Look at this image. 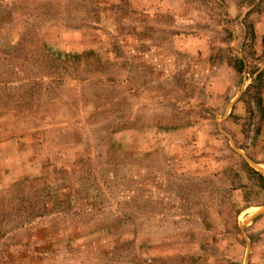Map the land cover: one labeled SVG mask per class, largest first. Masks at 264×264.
<instances>
[{"label": "rangeland", "instance_id": "1", "mask_svg": "<svg viewBox=\"0 0 264 264\" xmlns=\"http://www.w3.org/2000/svg\"><path fill=\"white\" fill-rule=\"evenodd\" d=\"M0 264H264V0H0Z\"/></svg>", "mask_w": 264, "mask_h": 264}, {"label": "trees", "instance_id": "2", "mask_svg": "<svg viewBox=\"0 0 264 264\" xmlns=\"http://www.w3.org/2000/svg\"><path fill=\"white\" fill-rule=\"evenodd\" d=\"M238 60V62H239V64L241 65V67L243 68V66H244V62L243 61H241L240 59H237ZM257 78H259V77H261V73L260 74H258L257 76H256ZM256 78V79H257ZM252 170V172H254L255 174H258L256 171H254L253 169H251ZM263 178V177H262Z\"/></svg>", "mask_w": 264, "mask_h": 264}]
</instances>
